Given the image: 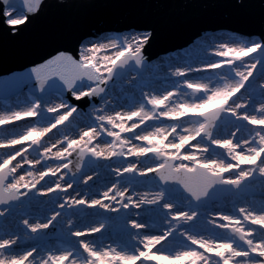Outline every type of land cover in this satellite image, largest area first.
Wrapping results in <instances>:
<instances>
[{"label": "snow or ice", "instance_id": "snow-or-ice-1", "mask_svg": "<svg viewBox=\"0 0 264 264\" xmlns=\"http://www.w3.org/2000/svg\"><path fill=\"white\" fill-rule=\"evenodd\" d=\"M42 2L43 0H0V18L15 31V26L25 24L29 15L39 10ZM150 35L131 32L123 36L106 37V42H93L90 46H82L79 59L61 52L46 63L31 69L40 91L45 92L46 86L51 91L49 98L37 97L28 101L20 110L0 111V148L27 144L26 147L0 157V205H8L0 209V218L14 210L11 202L20 201L21 196L27 197L29 192L46 195L52 192L67 193L68 189L73 188L72 183L62 186L64 176L54 181V187H47L46 191H40L37 185L45 181L46 177H55L61 168L69 169L73 161L68 158L74 153L76 172L73 175L82 172L86 158L87 163L92 164L96 160H111L114 157H136V163L128 162L127 166L115 167L112 172L121 178L128 174L129 186L135 176L147 177L149 173H155L161 184L178 185L187 196L173 199L169 190L160 188L151 194V198H148V193H144L134 201L132 195L125 196L129 187H118L122 183L119 179L101 192L100 198H77L79 192L77 196L65 195L63 203L59 204L61 211L53 209V214L46 218V222L37 220L32 223L27 218L23 219L26 229L23 236L19 230H6L3 220H0V264H264V202L259 207L250 204L237 208L233 205V210L242 219L236 215L217 212L215 216L222 223L208 219L207 225L212 228L197 224L200 213L195 209L181 210L177 202L190 198L189 203L195 201L198 205L205 204L214 200L217 193L229 190L224 186H230V190H234L233 194H239L257 176L264 184V82L258 84V93L256 88H249L255 78L254 70L258 66L261 76L264 77V42L230 39L216 43L212 54L220 57V60L207 63L203 69L176 67L171 75L185 77L191 71L223 68H227V72H218L215 78L209 77L206 81L184 79L182 87L190 91H183L181 85L176 84L175 91H166L163 95L144 93L141 101H133L130 110L110 111L109 83L121 75L122 71L145 65L143 49ZM109 50H112L111 54H107ZM56 80L61 83L58 85ZM242 89L247 92L249 100L238 102L240 97L237 94H242ZM65 90L76 101L99 98L101 106L93 105L94 124L82 130L78 139L63 135L56 143L46 146L43 140L49 133L59 126L75 122L74 114L78 112V108L64 97ZM257 95L260 101L253 106L250 101ZM56 99L59 102H55ZM249 107L252 108L251 112L247 110ZM242 109L244 111H240ZM190 114L195 118L187 122L188 126L173 123L140 133L134 131L147 121H155L161 117L180 121ZM223 114L252 127L236 125L235 131L220 136L218 129L221 124L223 123L227 133V125L231 123L222 120ZM25 118L36 119L21 132L13 134L3 128ZM134 120L138 123L128 124ZM242 129L246 136L237 139V133ZM125 133L133 135L125 137L122 135ZM102 135L110 137V141L101 144L98 138ZM198 137L200 141L190 144V141H197ZM133 140L145 143L135 144ZM201 141H207V145ZM57 145H60L59 149L53 152L52 149L57 148ZM208 145H215L224 151L211 156L205 155L210 151ZM186 146L195 151H188ZM29 149L33 152L39 151V159H29L25 155ZM149 153L157 161L155 166L138 167L139 158L146 157ZM17 157H22L23 164L33 168L41 164V161L49 159L67 162L55 167L46 166L42 171L29 170L23 175H14L22 168L20 162L13 165ZM225 173L232 175L226 177ZM92 179V176H87L84 183L87 184ZM21 188L28 191L22 193ZM166 194L170 197L167 200ZM104 201L115 202L123 209L140 208L144 204L156 205L157 209L147 211L158 212L162 208L163 223L168 226L162 234L141 233L140 230L148 228L149 225L129 219L127 223L137 231L128 233L127 243L105 246L103 241L97 243L84 239L105 229V223L99 222L86 225L82 230H73L76 226L71 217L78 212L66 213L63 210L66 207L76 210L78 206L110 212L120 210ZM52 203L55 204L56 201L53 200ZM61 216L68 217V227L62 231L76 238L74 244L60 246L66 243L61 241L48 249L41 250L37 246H30L20 250L21 239H32L29 233L39 234L49 229L57 221V217ZM184 225H188V228L185 229ZM213 229H221L223 232ZM176 233L182 240L169 241V237ZM132 241L135 243H131ZM41 251L44 252L43 255H40Z\"/></svg>", "mask_w": 264, "mask_h": 264}, {"label": "water", "instance_id": "water-1", "mask_svg": "<svg viewBox=\"0 0 264 264\" xmlns=\"http://www.w3.org/2000/svg\"><path fill=\"white\" fill-rule=\"evenodd\" d=\"M217 30H225L231 36H254L264 42V0H43L39 10L30 14L25 24L15 26V31L0 18V102H9L22 94L35 98L50 94L47 86L45 92L40 91L31 69L61 52L79 59L80 45L104 34L125 31L151 34L143 49L145 65L122 71L109 83V89L128 71L135 70L141 74L150 61ZM259 74L260 66L255 70L254 77ZM56 83L59 85L61 82L56 80ZM64 96L81 110L100 101L95 97L76 101L66 90ZM68 159L73 163L65 170L68 178L74 181L98 162L96 160L89 164L86 158L82 172L73 175L76 172L75 153ZM147 178L169 190L172 195L183 192L178 185L161 184L155 173H150ZM224 188L229 190L217 193L214 200L202 205L194 203L206 208L211 203L219 204L222 197L257 194L248 188L239 194H233L230 186ZM20 191L28 190L21 188ZM37 196L40 195L29 192L27 197L21 196L20 201L11 204L15 206ZM5 206L8 205H0V208ZM45 234L50 235L48 231Z\"/></svg>", "mask_w": 264, "mask_h": 264}, {"label": "rangeland", "instance_id": "rangeland-1", "mask_svg": "<svg viewBox=\"0 0 264 264\" xmlns=\"http://www.w3.org/2000/svg\"><path fill=\"white\" fill-rule=\"evenodd\" d=\"M133 31H125L120 34H113V33H108L104 34L96 39H89L87 42L93 43V42H106L105 38L106 37H117V36H123L125 34L131 33ZM134 33H147V32H134ZM215 35H222L225 37H230L235 40H255L259 41V39L253 37H236V36H231L227 33L225 30H217L213 32H208L206 35L201 36L200 38L194 40L193 43L189 44L188 46L169 51L168 53L159 56L158 58L150 61L144 68V71L141 74H138L135 70L128 71L125 75L121 76L115 84L112 85L108 89V91L113 90L117 94V100L119 98V103H122L123 106L127 108L128 105V110H130L133 101H141L142 96L144 93H148L149 95L151 94H157V91H155L156 86L158 83L163 82V78H153V80H150L148 82L147 78L149 76V71L152 66L150 64L152 63H160V74H163L165 72L172 73L176 67H181V68H188L191 65V61L195 62L198 60L204 61V63H210V62H216L217 60H220V57H216L215 55L212 54V51H207L211 48H214V42L213 38H219ZM112 50H109L107 54H111ZM198 52H209V56H197V55H192L194 53ZM192 59V60H191ZM164 61H167V64L164 65ZM172 61V62H171ZM174 65L173 67H171ZM162 71V72H161ZM208 70H202V71H191L186 74L185 77H175L173 79L172 85H165L163 90H162V95L166 91H175V85L176 84H182L184 79H190V78H196L200 80L206 81L207 78L212 77L215 78L216 74L218 72H227V68L223 69H217V70H211L213 73L210 75L207 74ZM199 74V75H198ZM198 75V76H197ZM193 76V77H192ZM121 81V82H119ZM264 82V77L259 74L256 76L253 82L249 85V88H256L257 93L260 91L258 88V84ZM119 83V85H117ZM122 83L124 86H120ZM127 86L130 89L137 87L138 90L132 93L128 92H122L123 88ZM128 90V89H127ZM183 90V88H181ZM184 91V90H183ZM242 94H237L240 97V100L238 102H243L249 100L248 94L245 90H241ZM120 93V94H118ZM138 95V97L136 96ZM44 98H48L49 94H46L43 96ZM68 102L72 105H77L75 103H72L68 97L64 96ZM128 97V101L126 104V99ZM35 97H29L26 94H22L20 97L12 99L9 102H0V111L4 110H20L22 109L26 103L30 100H34ZM235 99V98H234ZM260 101L259 95L255 96L254 98L251 99L250 103L253 106L258 105ZM55 102H59L58 99L55 100ZM146 103V101H144ZM111 102L109 101L110 105ZM93 105L95 107H100L101 106V101H99L97 104L91 103L85 110L78 109V112L74 114L75 117V122L74 124H67V126H59L58 129H54L52 133H49L48 136H46L43 140V143L45 141H52V140H59L62 139L63 135H68L70 138L73 139H78L79 134L82 130L86 129L88 126H92L94 124V115H93ZM249 112L252 111V108L249 107L247 109ZM120 111H122L120 109ZM240 111H244L243 109ZM195 117H192V119ZM36 118H25L24 120L14 122L13 124H9L6 126H3L4 129L7 131H11L12 128H17V129H24L27 125L35 122ZM72 118H70L71 120ZM191 120V118H190ZM223 121H231L227 125V133L225 132L224 125L222 124L221 127L218 129V132L220 136H224L226 134H230L232 131L236 130V125H244L246 128H251V125H247L246 122L243 121H237L234 117H231L228 114H224L222 116ZM135 121V120H134ZM133 121H129V123H132ZM149 122V121H147ZM147 122L145 125H142V129L135 130L136 133H140L144 131V129L147 126ZM23 124V126H20ZM130 125V124H129ZM76 131V129H78ZM17 131V130H16ZM76 131V132H75ZM74 132V133H73ZM2 134V133H0ZM73 134L75 135L73 137ZM126 137H131L133 134L132 133H126L122 134ZM246 136V132L243 131V129L237 133V139L240 137ZM110 137H106L102 135L101 137L98 138L99 142L103 144L105 141H110ZM198 141H200V138H197V141H190V144H195ZM49 142V143H50ZM133 142L137 143L135 140ZM145 142L139 141L138 144H142ZM202 144L207 145V141H201ZM46 145V144H45ZM27 144L24 145H16L13 148H0L1 152L9 153L15 150H19L22 147H26ZM47 146V145H46ZM210 148L209 153H205L209 156H211L213 153H222L224 150L218 148L215 145H208ZM60 145L57 147L59 149ZM57 148H53L52 151L55 152L57 151ZM42 151V149H40ZM25 155L28 156L29 159H39V151L33 152L32 149H29L28 153ZM115 158V157H114ZM127 161L132 162L130 160L125 159L122 157L121 159L117 161H112V160H98V162L93 166L90 167L87 172L84 174V176L80 177L77 181H74L73 178H68L67 172L65 169L61 168L60 172L56 174L54 179H51L50 181L46 182V178L49 179V177L45 178V181H41L40 185H37V188L40 189V191H46L47 187H54V181L58 180L61 176H64V181H61L62 186H66V183H72L73 188L68 189L67 193L64 192H52V193H47L46 195H40L37 197H34L29 200H25L21 203H17L15 206H13L12 211H10V214L7 216L3 217L2 220L5 226L6 230H11V231H20L21 236H23L24 229L22 220L27 218L30 220V222L35 223L37 220L41 222H46V218H50L51 215L53 214V209L55 211H61L59 208V204L63 203V197L65 195H71V196H77V193L79 192V196L77 198H85L88 199L96 195L97 198H100V193L106 190L107 187H110L112 183L116 182L118 179L122 181L118 187H129V192L125 193V196L132 195L133 200H138L141 195L144 193H148L149 196L148 198H151V194L159 191L160 189L157 187L155 183H151L148 180L143 179L144 177L141 176H135L133 182L129 186L127 181L130 179L128 174H125V177H117L114 172H112V169L115 167H125L127 166ZM17 162H20L22 164V168L17 170L16 175H23L25 171H38L40 168V171L44 170L46 166H52L55 167L57 164L60 163H66L67 161H57L54 159H49L46 161H41V164L35 165L36 167H30L27 164H23L22 157H17L16 161H13V165ZM135 163L137 162V159L134 161ZM133 163V162H132ZM155 163L157 161L154 159L151 153H149L146 157H140L139 158V163L138 167H148V166H155ZM242 167H247L246 165H242ZM94 171V174L92 173ZM231 175V173H227V176ZM87 176H92L93 179L91 181H88L87 184L84 183L85 179ZM226 176V177H227ZM126 178V179H123ZM27 179V178H26ZM43 185V187H41ZM264 184L261 183V178L257 176L256 180L253 181L248 185L249 189L254 191V192H259L261 194V197L258 196H244V197H239L236 195L229 196V197H223L220 200L219 204H209L207 208H196L192 201L189 203L190 199H182L180 201H177L179 203V207L181 210H190V209H195L200 213V216L198 217L196 223L197 224H204L207 225V220L208 219H215L216 223H222L218 219V217L215 216V213H224V214H231V215H236L239 217V214L233 210V205H235V201L237 200H242L247 197V199L254 200L250 201L248 203L252 202H257L259 201L260 205L262 202V198H264ZM22 193L24 191H21ZM57 196L60 198L57 199ZM176 197H185L183 196L182 193H175L171 196V198L175 199ZM119 199V197L117 198ZM165 199H169L168 197L165 196ZM55 200L56 203L53 204L52 201ZM105 203H111L113 206L119 208L120 210L118 212H110L106 211L104 209L100 208H87L84 206H78L76 210L71 209V208H65L63 211L66 213H71L73 211H77L78 214L72 216L71 218L74 221L75 228L73 230H76V228L83 229L86 225H94L99 222L105 223L106 227L105 229H102L101 232L97 233L98 238H97V243L103 241L104 245L107 246L109 244L112 245H117V244H124L129 241L128 233H135L137 230L132 229L130 224L127 223L129 219L131 220H137L138 222H146L149 227L146 229H141V233H148V234H162L163 230L168 226L167 224L163 223V217H164V210L161 208L159 209L158 212L152 211L149 212L147 211L148 209H157L156 205H148L144 204L141 205L140 208H129V209H123L119 204H116L115 202H109V201H104ZM8 207V206H5ZM2 207V208H5ZM0 208V209H2ZM238 208V207H237ZM21 213H24L23 215ZM79 213H83V215H80ZM139 213V215H137ZM242 219V217H239ZM67 216H61L57 217V221L54 222L52 226L49 227V229L43 230L39 234H33L29 233L30 237H33L32 239H21L19 244L21 245V248H29L30 246H37L38 249H48L51 248L54 244H60L61 241L66 242L65 244H60V246H67L68 244H74L76 242L75 237H71L67 234L66 231H62V229L66 230L68 225H67ZM170 219V217H169ZM175 223V221H173ZM182 223V222H181ZM192 222H189L191 224ZM207 227L212 228L211 225H207ZM246 227H258V226H251V225H246ZM184 228L187 229L188 225H184ZM214 231L218 232H223L221 229H213ZM49 232L50 235L45 234L46 232ZM206 234V233H205ZM46 236H50V239H45ZM45 239V240H44ZM182 240V237L179 236L178 233L174 234L173 237H169V241L173 240ZM131 243H135V241H132ZM187 243V242H185ZM159 247V246H158ZM195 247V246H192ZM23 250V249H22ZM82 252V250H80ZM201 251H203L201 249ZM40 253H44L41 251ZM215 258V257H214ZM139 264V262H138Z\"/></svg>", "mask_w": 264, "mask_h": 264}, {"label": "bare ground", "instance_id": "bare-ground-1", "mask_svg": "<svg viewBox=\"0 0 264 264\" xmlns=\"http://www.w3.org/2000/svg\"><path fill=\"white\" fill-rule=\"evenodd\" d=\"M215 36H217V37H219V38H213V41L212 42H214V46H215V44L216 43H219V42H227V41H229L230 39H232V38H230V37H225V36H222V35H215ZM90 44L91 43H89L88 44V42L87 41H85V42H83L81 45H80V48H79V54H80V51H81V47L82 46H90ZM213 51V48H211V49H209V50H207V51ZM192 55H197V56H209L210 55V53L209 52H198V51H196V53H194V54H192ZM192 60V59H191ZM172 62V61H171ZM167 64V61H164V65H166ZM204 65H206V63H204V61H202V60H198V61H195V62H192L191 61V65H190V67L191 68H193V69H195V68H201V69H203V66ZM150 66H152L151 67V69H150V71H149V76H148V78H147V80H148V82L150 81V80H153V78H163V82L162 83H158L157 84V86H156V89H155V91L154 92H156L157 91V94L158 95H162V90H163V88H164V86L165 85H172V82H173V79H175L174 78V76H172L171 75V73H168V72H165V73H163V74H160L159 73V71H160V63H159V67H158V63H152V64H150ZM174 65H172L171 67H173ZM162 72V71H161ZM207 74H211V73H213V71H211V70H208L207 72H206ZM199 75V74H198ZM197 75V76H198ZM193 77V76H192ZM189 80H197L196 78H190ZM119 82H121V81H119ZM121 85L120 86H124L122 83H120ZM117 85H119V83L117 84ZM181 88H183L182 87V84H181ZM128 89V90H127ZM138 90V88L137 87H135V88H132V89H130L129 87H127V86H125L124 88H123V90H122V92H128V93H132V92H134L135 93V91H137ZM183 90L184 91H190V90H187V89H184L183 88ZM172 91V90H171ZM117 93L116 92H114L113 90H110V91H108V99H109V101L111 102V104L110 105H108V109L110 110V111H120V109L122 110V111H127L128 110V105H127V108L125 107V106H123L122 105V103H119V98H118V100H117V95H116ZM118 94H120V93H118ZM136 94V93H135ZM137 97H138V95H136ZM49 98V97H48ZM142 100V99H141ZM127 101H128V97H127V99H126V104H127ZM145 103V102H144ZM149 108L151 107L150 105L148 106ZM190 118L192 119V116H191V114L189 115V116H187V117H184V118H181V120L180 121H173V120H168V119H165V118H163V117H161V118H159L158 120H155V121H149V122H147V126H146V128L144 129V131H146V130H151L153 127H156V126H169V125H171V124H173V123H177V124H182L183 126H188V121L190 120ZM133 122H137L138 123V121H133ZM129 124H131V123H129ZM20 126H23V124H21V125H19V127ZM140 129H142V125L140 126V128H139V130ZM17 130V131H16ZM77 130H79V128L78 129H76V131ZM136 130H138V129H136ZM21 131H23V129H17V128H12L11 129V131H9V132H11V133H13V134H15V133H17V132H21ZM75 131V132H76ZM135 131V130H134ZM178 131H180V129L178 128ZM74 133V132H73ZM126 134V133H125ZM75 135L73 134V137H74ZM128 135H126V137H127ZM136 141V140H135ZM50 141L48 140V141H45V143L44 144H46V145H51V144H54V143H56V140L54 139V140H52L50 143H49ZM137 143H135V142H133V143H135V144H138V142L139 141H136ZM142 144H144V143H142ZM59 145H57V147H58ZM186 148L188 149V151H195V149H192V148H189L188 146H186ZM57 150H58V148H57ZM174 151V150H173ZM182 152H184V149H182L181 150ZM5 153L4 152H1L0 151V157H3V155H4ZM198 155H199V153H197ZM205 155H207V154H205ZM135 159H137L136 157H128V160H130V161H132L133 163H135L134 161H135ZM0 162H2V160H0ZM127 163H128V161H127ZM126 163V164H127ZM36 167V166H35ZM38 171H40V168L38 169ZM93 174H94V171L92 172ZM14 175H16V174H14ZM51 179H54V177H52V176H49V179L48 178H46V182L47 181H50ZM262 186H264V185H262ZM92 198H97L96 197V195H93V196H91L90 198H89V200L90 199H92ZM250 201H254V200H250V199H247V198H245V199H242V200H237V201H235V206L236 207H241V206H248V205H253V206H255V207H259L260 206V203H259V201H257V202H252V203H248V202H250ZM3 223H5V222H3ZM97 238H98V235H97V233H95V234H92V236H89V237H84V239H90V240H94V241H97ZM180 240V239H179ZM178 240V241H179ZM52 248V247H51ZM22 249L24 250L25 248H20V250L22 251ZM44 253H40V255H43Z\"/></svg>", "mask_w": 264, "mask_h": 264}]
</instances>
